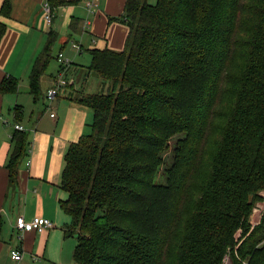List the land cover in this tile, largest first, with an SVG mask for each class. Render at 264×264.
I'll return each mask as SVG.
<instances>
[{"label": "trees", "instance_id": "obj_1", "mask_svg": "<svg viewBox=\"0 0 264 264\" xmlns=\"http://www.w3.org/2000/svg\"><path fill=\"white\" fill-rule=\"evenodd\" d=\"M48 1L52 22L77 2ZM124 6L116 18L129 27L124 47L90 51L89 71L108 90L78 95L93 112L91 130L64 155L61 208L71 221L63 229L77 239L75 264H223L236 251L264 264V217L251 230L264 203V0ZM10 8L5 1L3 14ZM6 30L0 22V43ZM47 38L29 76L35 101L45 98L58 32ZM0 83L2 95L19 90L15 77ZM11 143L14 189L30 131L15 129Z\"/></svg>", "mask_w": 264, "mask_h": 264}, {"label": "crops", "instance_id": "obj_2", "mask_svg": "<svg viewBox=\"0 0 264 264\" xmlns=\"http://www.w3.org/2000/svg\"><path fill=\"white\" fill-rule=\"evenodd\" d=\"M5 1L11 5L10 16L2 12ZM45 1L0 0V22L7 25L0 43V82L6 77H15L20 83L16 94H0V264L14 263L10 250L17 245L24 250L25 258H37V264H65L73 259L77 239L76 243H71L63 229L71 217L61 208V200H65L67 193L59 186L65 166L64 155L70 144L91 130L93 112L82 105L78 97L82 99L81 94H92L88 87L94 81L108 87V82L89 71L86 55L91 57V49L106 46L121 50L128 37L129 27L116 19L124 12L125 0H98L97 8L90 13L85 0H77L75 4L60 7L52 24L44 20ZM72 24H76L74 32ZM51 29L58 32L55 46L58 54H54L42 78L43 89L46 93L59 77L61 52L72 61L66 76L74 83L65 87L53 101L46 97L35 101L29 93V76ZM74 43L80 45V50L73 48ZM31 104L35 107L28 110ZM18 106L23 115L18 124L30 131V165L23 164L17 188L11 189L6 163L12 149L11 138L16 129L14 111ZM21 214L27 221L43 216L55 226L49 230L25 232L20 239L15 225ZM13 233L18 238L9 243Z\"/></svg>", "mask_w": 264, "mask_h": 264}, {"label": "built area", "instance_id": "obj_3", "mask_svg": "<svg viewBox=\"0 0 264 264\" xmlns=\"http://www.w3.org/2000/svg\"><path fill=\"white\" fill-rule=\"evenodd\" d=\"M97 2H98V0H85V6L87 7L89 13L93 12L95 10V8H97ZM43 8H44V20H45V22L52 24L51 22H52L53 13H52V8L50 7L48 0L45 1ZM73 48L80 50V45L78 43H76V44L74 43ZM59 61L61 63V67H62L60 70L59 77L55 81V85L53 87L49 88L48 91L46 92V95H45V97L49 101H53L54 99H56L57 98L56 96L65 87L74 83V81L71 78H68L66 76V74H67V72L71 66L72 61L68 57L65 56L64 52H61L59 54ZM52 116L54 117L55 113H52ZM15 128L17 130H19V129L20 130H26L25 127H23L20 124L15 125ZM29 165H30V160L28 159L27 166H29ZM259 208H258L259 209L258 210L259 211V218L257 221H252L251 230H253L256 226H258L259 223L262 221V218L264 217V207L263 208L259 207ZM54 226H55V224L52 220H49L48 218H45L43 216H36V218L33 219L32 221H27L25 216H23L21 214L17 218L15 230L21 234L20 235V239H21L25 232H37V231L49 230V229L53 228ZM239 233L241 234V231ZM240 234H239V236H240ZM235 255H236V258H235L236 261H234V257H232L231 255H228L225 258V261L223 264H250L249 258L243 259L240 255L237 254V251L235 252ZM10 259L12 261H14L16 264H21L23 262V259H24V250L19 249L18 247H15V246L12 247L10 250Z\"/></svg>", "mask_w": 264, "mask_h": 264}, {"label": "rangeland", "instance_id": "obj_4", "mask_svg": "<svg viewBox=\"0 0 264 264\" xmlns=\"http://www.w3.org/2000/svg\"><path fill=\"white\" fill-rule=\"evenodd\" d=\"M156 1L157 0H148V3H155ZM53 52H54V54H58V48L56 47ZM86 60H87V64H90L91 57H89V55H86ZM99 82L100 81H94V83H92V85L90 84V86L88 87V91L91 92V93L92 92L93 93H106L107 90H108V87H103L102 84H100ZM34 107H35L34 104L28 105V110H33ZM168 151H170V150H168ZM169 157H170V154H168L167 160H166V164L162 167L161 173H160V175H159V177L157 179L160 183H165L166 178L164 176V171H165L166 167H168L169 163L171 162V160L169 159ZM260 207L263 208L264 207V203L262 205H260ZM259 209L254 208V213H253L252 218H251V223H252V221H257L258 220V218H259V211L258 210ZM6 234L9 235L10 232H8V230H7V233ZM68 238H70L69 241L71 243H73V244L76 243V238L75 237L71 236V237H68ZM24 259L26 261L25 264H37V263H35V262H37V258L34 259L32 257V260H29L27 257L25 258V255H24ZM24 259H23V262L21 264L24 263ZM13 264H16V263L14 262ZM65 264H75V260H73V259L72 260H68Z\"/></svg>", "mask_w": 264, "mask_h": 264}]
</instances>
